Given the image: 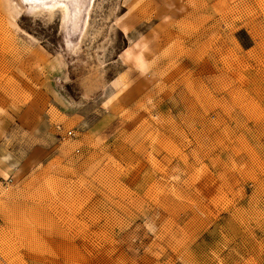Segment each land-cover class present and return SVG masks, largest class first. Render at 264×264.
<instances>
[{
	"label": "rangeland",
	"instance_id": "obj_1",
	"mask_svg": "<svg viewBox=\"0 0 264 264\" xmlns=\"http://www.w3.org/2000/svg\"><path fill=\"white\" fill-rule=\"evenodd\" d=\"M0 264H264V0H0Z\"/></svg>",
	"mask_w": 264,
	"mask_h": 264
},
{
	"label": "bare ground",
	"instance_id": "obj_2",
	"mask_svg": "<svg viewBox=\"0 0 264 264\" xmlns=\"http://www.w3.org/2000/svg\"><path fill=\"white\" fill-rule=\"evenodd\" d=\"M31 1H33V0H31ZM35 1H43V0H35ZM122 29H123V31H127V27L126 26L122 27ZM141 69L143 70V67H141Z\"/></svg>",
	"mask_w": 264,
	"mask_h": 264
}]
</instances>
